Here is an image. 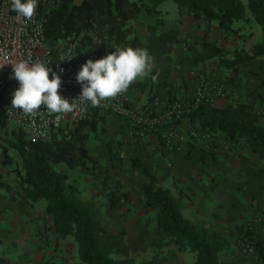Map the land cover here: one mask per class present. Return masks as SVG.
I'll list each match as a JSON object with an SVG mask.
<instances>
[{
  "label": "crops",
  "instance_id": "1",
  "mask_svg": "<svg viewBox=\"0 0 264 264\" xmlns=\"http://www.w3.org/2000/svg\"><path fill=\"white\" fill-rule=\"evenodd\" d=\"M156 7L159 12L141 10L127 22L140 41L138 49H147L153 57L151 74L138 78L126 91L128 103L142 107L150 97L165 100L179 95L189 99L199 81L207 78L221 83L226 92L212 106L245 104L264 124V57L241 64L236 71L221 66L218 57L198 58L203 41L216 44L228 58L235 49L250 51L262 39L259 24L253 19L238 20L234 31H225L216 20L194 17L172 0ZM152 76L157 78L155 83ZM196 123L183 117L178 126L186 130ZM218 138L214 155L196 143H190L186 154L164 153L149 143L134 145L127 122L107 113L86 142L94 164L70 169L58 162L52 167L65 172L79 196L95 202L97 212L110 211L112 218L107 224L111 229L119 225L140 242L153 237L157 242L166 239L156 224V211L145 203L143 186L149 177L132 164L134 158L155 177L157 186L176 196L178 191L183 193L186 219L220 233H234L241 224L260 215L264 218V159L242 141L229 146ZM2 159L0 151V182L4 183L0 186V258L10 264H81L77 242L72 236L58 235L46 212L47 201L31 202L16 183L12 164L3 165ZM109 189L110 197L106 194ZM120 195L126 197L125 203L118 201ZM140 247L145 250V246Z\"/></svg>",
  "mask_w": 264,
  "mask_h": 264
},
{
  "label": "trees",
  "instance_id": "2",
  "mask_svg": "<svg viewBox=\"0 0 264 264\" xmlns=\"http://www.w3.org/2000/svg\"><path fill=\"white\" fill-rule=\"evenodd\" d=\"M162 1L62 0L54 9L47 10L38 4L37 10L44 20L46 43L54 55L64 40L78 35L84 47L104 58L117 49H138L140 41L133 36L127 22L141 10L159 12L156 6ZM172 1L194 17L216 20L225 31H234L233 24L238 20L253 19L261 28V41L250 51L235 49L230 58L216 44L203 41L202 51L198 54L200 60L218 57L221 66L236 71L239 65L264 57V0H247L246 6L241 0ZM152 99L150 97V101ZM105 116L106 113L91 108L74 125L58 128L48 140L29 139L22 129H8L5 121L0 119L1 164L13 163L9 153L12 149L22 165V169L16 166L12 169L16 183L27 192L31 202L39 199L47 201L46 212L51 216L58 235L62 238L72 236L77 242L81 264H163L160 257L136 263L124 232L114 233L104 227L97 217L95 202L83 200L68 175L52 167L58 162H64L70 169L85 163L94 164L86 142L104 122ZM183 117L196 121L198 128L220 136L221 141L229 146L238 141L244 142L253 153L264 159V124L259 123L258 115L249 106L237 104L216 108L207 104L186 111ZM132 164L141 167L149 177L143 186L145 203L156 210V224L167 242L173 243L178 250L195 252L196 259L192 264H219V252L226 246L225 237L216 231L200 229L186 219L182 213L183 193L178 191L176 196L157 186L155 177L138 159H132ZM3 185L0 182V186ZM243 224L242 240L254 249L252 261L264 264V235L258 227H248L246 222ZM259 227H263V223L260 222ZM0 264L10 263L0 258Z\"/></svg>",
  "mask_w": 264,
  "mask_h": 264
},
{
  "label": "built area",
  "instance_id": "3",
  "mask_svg": "<svg viewBox=\"0 0 264 264\" xmlns=\"http://www.w3.org/2000/svg\"><path fill=\"white\" fill-rule=\"evenodd\" d=\"M61 1L37 0V5L41 4L49 10L56 8ZM53 53L46 43L44 20L39 16L37 7L33 18L26 20L11 10V0H0V65H4L0 68V119H3L7 126L22 129L29 139L48 140L58 128L74 125L85 117L91 108H97L102 113L124 119L127 122L129 139L134 145L145 146L149 143L160 151L186 154L190 143H196L205 153L217 152V136L196 126H190L186 130L178 126L186 111L201 105H211L215 99L226 95L221 83L207 78L199 81L196 91L189 99L179 95L165 100L153 98L145 106L136 107L128 103L125 92L114 99L102 101L98 107H93L90 103L82 104L79 110L62 115L58 121L56 114L49 115L43 105L36 116H25L22 109L11 108L13 93L19 88L11 63L27 61L31 64L40 61L51 67L49 78H52V73L61 77L59 94L72 102L82 93V85L76 80L81 66L89 59H101L97 53L82 45L78 35L64 40L58 46L56 55ZM61 57L72 59L60 61ZM107 193H111L110 189ZM126 200L124 195L118 197L121 203ZM255 221L264 223L261 217ZM246 225L251 227V221L246 222ZM244 251L253 255L254 249L246 244Z\"/></svg>",
  "mask_w": 264,
  "mask_h": 264
},
{
  "label": "clouds",
  "instance_id": "4",
  "mask_svg": "<svg viewBox=\"0 0 264 264\" xmlns=\"http://www.w3.org/2000/svg\"><path fill=\"white\" fill-rule=\"evenodd\" d=\"M36 7L37 0H11V10L26 20L33 18ZM70 59L61 57L60 61ZM152 60L147 49L131 47L117 49L96 61L89 59L76 76L77 82L82 85V93L72 102L59 94L61 77L52 73V78H49L51 67L40 61L11 63L14 79L19 82V88L13 93L11 108L22 109L25 116H36L43 105L49 115L56 114L58 121L62 115L79 110L82 104L90 103L98 107L102 101L125 93L138 78H147L151 74ZM3 66L0 65V68ZM152 80L155 83L156 76H152Z\"/></svg>",
  "mask_w": 264,
  "mask_h": 264
},
{
  "label": "rangeland",
  "instance_id": "5",
  "mask_svg": "<svg viewBox=\"0 0 264 264\" xmlns=\"http://www.w3.org/2000/svg\"><path fill=\"white\" fill-rule=\"evenodd\" d=\"M242 3L246 6L247 5V0H241ZM8 129H14L17 130V128L13 126H7ZM9 153L12 155L13 158V163L11 165V169L13 167H17L18 169H22L21 162L19 158L16 156L15 152L12 149H9ZM91 165V163L89 164ZM108 197H110V194L112 193H106ZM156 211V210H155ZM183 213V209H182ZM264 216V214H263ZM97 217L100 221V223L106 227L107 229L110 228V225L107 224V222L111 221L110 217V211H106L104 209L100 210L97 212ZM259 217L262 216L260 215ZM257 217L253 218L251 221L252 225L255 227H258V230L262 235H264V227H259L260 222L255 221ZM264 220V219H263ZM196 224V223H195ZM200 229H204L206 231L212 232L215 230H211L207 228L204 224H196ZM244 224H241L234 233H220L222 234L225 239H226V246L222 251V256L219 254V264H256L252 261V256L250 253L244 251L245 247V242L242 240L244 237L242 234L243 232V227ZM264 226V223H263ZM125 229V228H124ZM122 229L121 226L115 225L112 226V229L110 228L112 232H126V230ZM217 232V231H216ZM240 232V234H238ZM137 236H134V234H127L124 235L125 240L127 241L128 245L131 247L133 253L131 256H133L134 260L136 263L141 262L142 260H149L154 257H160L163 260V264H192L194 263L196 259V253L192 251H182L178 250V248L171 242H167V238L165 237V241L159 242L162 243V245H158L157 241L155 242V238H149V239H144L143 241H139V238ZM134 240V241H133ZM169 244V245H168ZM233 245L235 250H230V245ZM145 246V250H142V247L140 246ZM171 246V247H170ZM221 252V251H220ZM219 252V253H220ZM145 255L142 258L138 257L139 255ZM229 255V257H227ZM145 258V259H143Z\"/></svg>",
  "mask_w": 264,
  "mask_h": 264
}]
</instances>
